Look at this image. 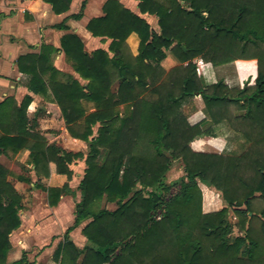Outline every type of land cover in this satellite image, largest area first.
I'll return each mask as SVG.
<instances>
[{"label": "trees", "instance_id": "16d2710c", "mask_svg": "<svg viewBox=\"0 0 264 264\" xmlns=\"http://www.w3.org/2000/svg\"><path fill=\"white\" fill-rule=\"evenodd\" d=\"M137 1L142 15L158 19L160 33L119 1L109 0L105 16L91 20L87 28L94 37L112 40L113 57L104 50L89 55L75 34L61 39L67 61L88 81L86 86L72 76L60 78L45 44L40 54L18 60L19 71L29 78L27 88L44 97L53 94L70 134L88 144V155L49 145L35 132L26 117L33 102L27 96L21 105L13 99L0 104V156L28 147V164L38 175L49 178L54 163L69 181V164L85 159L72 230L90 220L82 231L89 245L81 251L66 236L58 249L60 264H77L81 257L79 264H264V0ZM44 2L56 15L68 13L72 4ZM86 2L80 13L56 28L69 31L68 20H81ZM132 34L140 39L135 58L127 56ZM166 50L181 63L170 72L162 67ZM200 57L215 67L257 60L255 85H204L193 62ZM196 96L214 123L227 122L243 136L248 143L244 153L191 149L195 139L208 136L202 125L190 126L181 112ZM83 102L93 103L95 112L87 115ZM81 120L84 125L78 124ZM98 122V136L91 140ZM178 161L185 175L168 183ZM10 175L0 164V264L7 263L10 236L21 226L23 198L8 181ZM199 184L221 194L222 210L203 212ZM42 189L55 207L69 184ZM104 200L116 208L97 209ZM230 211L244 236L233 237L236 224L229 221Z\"/></svg>", "mask_w": 264, "mask_h": 264}, {"label": "crops", "instance_id": "0c3cea01", "mask_svg": "<svg viewBox=\"0 0 264 264\" xmlns=\"http://www.w3.org/2000/svg\"><path fill=\"white\" fill-rule=\"evenodd\" d=\"M107 1L109 0H87L83 18L69 19L67 26L70 30L64 31L56 26L66 18L80 13L84 0H72L69 12L62 15H56L52 6L44 0H0V104L7 99H13L21 105L25 98L30 96L33 102L26 111V117L29 124L35 126V132L46 138L49 145L54 144L69 153L84 156L89 153L88 144L70 134L62 111L53 100L52 92V98L44 97L32 93L27 88L29 78L19 71L18 60L26 55L40 54L45 44L51 48L50 62L53 68L62 73L60 78L65 80L72 76L86 86L88 81L83 80L67 61L61 39L68 33L75 34L82 40L84 51L89 55L104 50L113 57L114 54L110 52L112 40L94 37L87 28L91 20L105 16L103 7ZM117 1L131 12L145 18L153 30L161 32L155 16L140 13L139 1ZM126 43L127 56L137 57L140 46L137 34H132ZM165 53L162 67L166 72L181 65L170 50ZM193 62L204 85L223 82L229 88L243 89L245 86H254L258 76V61L253 59L237 60L217 67L201 57ZM83 106L87 115L95 112L93 103L83 102ZM124 110L125 106H121L120 111ZM181 112L190 126L202 125L203 130L208 133V136L195 139L191 143L190 147L194 152L239 156L248 149L247 141L241 134L232 130L227 122H213L200 96L184 104ZM84 122L85 120H81L78 124L84 125ZM100 125L98 122L94 127L91 140L98 136ZM30 155V149L25 147L18 153L9 149L0 156V164L11 173L8 181L23 198L19 213L21 226L10 236L11 250L6 264L20 261H23V264H60L58 249L59 245L65 242L66 236L81 251L89 245L82 231L90 220L72 230L76 221V205L82 199L79 187L87 168L86 161L79 159L69 164L73 171V178L69 181L67 176L57 173L54 163L49 166V178L38 175L35 167L28 164ZM66 184H69L67 193L61 196L55 207H51L48 195L42 188L62 189ZM199 185L204 196V213L221 210L223 203L219 199V193L204 184ZM102 204L105 205L104 208H100ZM108 205L110 204L104 200L98 203L97 209L111 210ZM82 260L83 257L77 264Z\"/></svg>", "mask_w": 264, "mask_h": 264}, {"label": "rangeland", "instance_id": "374dc122", "mask_svg": "<svg viewBox=\"0 0 264 264\" xmlns=\"http://www.w3.org/2000/svg\"><path fill=\"white\" fill-rule=\"evenodd\" d=\"M117 87V81L114 83V88H116ZM185 175V173H184V168H183V165H182V163L180 162V161H178V162H175L174 163V165H173V168H172V170L169 172V174L167 175V182L168 183H171V182H173V181H177V180H179L181 177H183ZM201 189V188H200ZM202 191V190H201ZM218 192V191H217ZM219 193V192H218ZM202 195H203V192H202ZM219 195V199L222 201V203H223V200H222V198H221V194L219 193L218 194ZM203 201H204V196H203ZM104 208L105 207V205L104 204H102V205H100V208ZM223 207H224V203H223ZM223 207H222V209H223ZM108 208L109 209H111V210H114L116 207H115V205L114 204H110V205H108ZM221 209V210H222ZM220 211V210H219ZM203 212H204V209H203ZM216 212H218V211H216ZM229 217V221L234 225V224H236V226L234 227V233H233V237H239V236H244L245 235V233H244V231H242L241 229H240V227L238 226V224H237V218H236V215L233 213V212H231L230 213V215L228 216Z\"/></svg>", "mask_w": 264, "mask_h": 264}]
</instances>
